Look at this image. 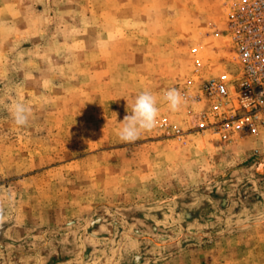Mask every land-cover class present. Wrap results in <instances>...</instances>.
Returning <instances> with one entry per match:
<instances>
[{
  "label": "rangeland",
  "instance_id": "1",
  "mask_svg": "<svg viewBox=\"0 0 264 264\" xmlns=\"http://www.w3.org/2000/svg\"><path fill=\"white\" fill-rule=\"evenodd\" d=\"M233 1L0 0V264H264V128L222 140L194 96L237 68Z\"/></svg>",
  "mask_w": 264,
  "mask_h": 264
},
{
  "label": "built area",
  "instance_id": "2",
  "mask_svg": "<svg viewBox=\"0 0 264 264\" xmlns=\"http://www.w3.org/2000/svg\"><path fill=\"white\" fill-rule=\"evenodd\" d=\"M227 28L237 68L202 80L194 95L210 104L198 127L210 129L222 140L257 135L264 128V0H234Z\"/></svg>",
  "mask_w": 264,
  "mask_h": 264
},
{
  "label": "clouds",
  "instance_id": "3",
  "mask_svg": "<svg viewBox=\"0 0 264 264\" xmlns=\"http://www.w3.org/2000/svg\"><path fill=\"white\" fill-rule=\"evenodd\" d=\"M163 100L167 102L170 110L178 111L183 102L181 93L171 88L164 92ZM131 111L127 112L122 120V127L117 135L123 142H135L142 132L153 130L158 124L159 108L157 96L150 91H142L136 95L131 104ZM10 113L18 126H25L31 116V108L24 103H15L10 107Z\"/></svg>",
  "mask_w": 264,
  "mask_h": 264
}]
</instances>
